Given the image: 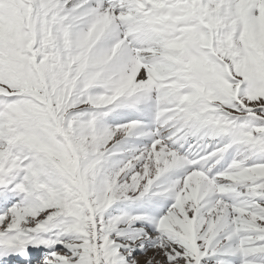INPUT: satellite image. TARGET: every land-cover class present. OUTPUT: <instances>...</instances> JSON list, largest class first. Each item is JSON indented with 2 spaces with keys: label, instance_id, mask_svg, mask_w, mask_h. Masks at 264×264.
<instances>
[{
  "label": "snow or ice",
  "instance_id": "obj_1",
  "mask_svg": "<svg viewBox=\"0 0 264 264\" xmlns=\"http://www.w3.org/2000/svg\"><path fill=\"white\" fill-rule=\"evenodd\" d=\"M0 264H264V0H0Z\"/></svg>",
  "mask_w": 264,
  "mask_h": 264
}]
</instances>
